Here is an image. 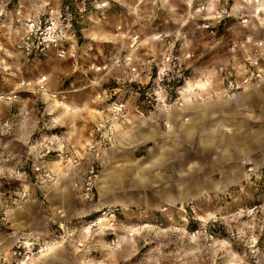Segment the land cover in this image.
Masks as SVG:
<instances>
[{"label": "rangeland", "instance_id": "rangeland-1", "mask_svg": "<svg viewBox=\"0 0 264 264\" xmlns=\"http://www.w3.org/2000/svg\"><path fill=\"white\" fill-rule=\"evenodd\" d=\"M261 3L110 0L75 23V56L35 59L0 16V264H264V73L245 81ZM112 101L127 108L101 135ZM139 117L156 126L141 134ZM91 164L87 200L76 183ZM110 167L151 198L98 208ZM167 187L187 198L161 199Z\"/></svg>", "mask_w": 264, "mask_h": 264}, {"label": "built area", "instance_id": "built-area-1", "mask_svg": "<svg viewBox=\"0 0 264 264\" xmlns=\"http://www.w3.org/2000/svg\"><path fill=\"white\" fill-rule=\"evenodd\" d=\"M256 3L263 0H254ZM110 3V0H15L10 7L0 3V16H8L15 30L14 46L18 52L23 53L28 59L42 58L50 54L58 57L75 56L78 52L75 44L78 28L75 23L84 18L90 8L102 11ZM257 53L247 57L248 65L252 68L251 75L245 78L247 81L254 74L261 76L264 73V36L257 39ZM43 79H40L42 81ZM111 113L110 119L100 121L96 129L104 134V129H111L113 121L126 111L124 101H112L107 107ZM109 140L111 137H108ZM103 139L92 138L86 148L96 156L100 153ZM66 156L69 153L66 152ZM81 157L69 156L67 159L79 163ZM36 171L44 178L51 177V171L41 165ZM98 175V167L91 164L85 171L81 182L76 185L81 189V195L87 200L95 197V181Z\"/></svg>", "mask_w": 264, "mask_h": 264}, {"label": "crops", "instance_id": "crops-1", "mask_svg": "<svg viewBox=\"0 0 264 264\" xmlns=\"http://www.w3.org/2000/svg\"><path fill=\"white\" fill-rule=\"evenodd\" d=\"M262 6L261 7H257L258 9H263L264 8V2L261 3ZM189 101V100H187ZM192 105V102H186L185 105ZM197 104V103H196ZM199 106V105H198ZM180 109V108H179ZM177 108V110L175 109V111L172 114V116L168 117V115L165 116V118H169L173 123H174V132H178V129L180 128V120L182 119V116L185 114V112H183V110H179ZM185 109V108H184ZM190 110V112L188 113L190 116L193 115V108H188ZM187 110V109H186ZM206 112V111H205ZM103 115V114H102ZM217 115V114H216ZM215 115V116H216ZM194 116V115H193ZM99 117L98 115L96 116V118ZM140 118V122L139 125L142 127V131L143 133L141 134H145L148 131H152L154 128V126H156L155 123L152 122V119L150 117H139ZM98 119V118H97ZM190 122V120H189ZM186 123V122H184ZM183 126L185 128H193L194 125L193 124H183ZM223 127V121L222 120H216V124H215V128H222ZM214 128V129H215ZM152 129V130H151ZM154 139V137H151L149 139H144V141H150ZM136 139L133 138L132 141L133 143H135ZM143 142V141H141ZM140 143V142H138ZM137 143V144H138ZM113 149H108V151H112ZM105 156L103 155L102 158H104ZM256 164H258V161H255ZM118 172L116 170L113 169V167L107 168V170L102 169V172L100 173L97 183H96V191H97V196H98V202H97V206L98 208H102V207H109V206H113V205H121V206H129V205H133L135 202L134 201H130L129 199H137L138 202L140 201L141 203L144 202V200L151 198L150 196V192H148L147 197H145L144 194V190L143 192V196H137L135 195V186L136 184L139 183V186H143L144 184L141 182H137L135 180H127L126 178L124 180H120L118 179ZM147 185H145L144 187H146ZM179 195V190L173 189L171 187H167V189H165V191H162L160 198L163 200H175V199H184L187 198L186 195L181 196L180 198H178ZM150 200V199H149ZM127 201H130L127 203ZM125 202L127 205H125Z\"/></svg>", "mask_w": 264, "mask_h": 264}, {"label": "bare ground", "instance_id": "bare-ground-1", "mask_svg": "<svg viewBox=\"0 0 264 264\" xmlns=\"http://www.w3.org/2000/svg\"><path fill=\"white\" fill-rule=\"evenodd\" d=\"M102 219V218H101Z\"/></svg>", "mask_w": 264, "mask_h": 264}]
</instances>
